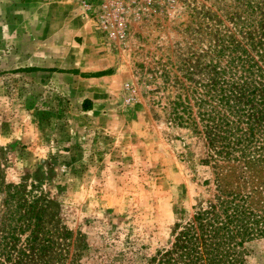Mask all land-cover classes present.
Masks as SVG:
<instances>
[{"label": "rangeland", "instance_id": "rangeland-1", "mask_svg": "<svg viewBox=\"0 0 264 264\" xmlns=\"http://www.w3.org/2000/svg\"><path fill=\"white\" fill-rule=\"evenodd\" d=\"M262 22L264 0H0V185L45 205L66 263L144 264L218 193L264 206L263 170L172 117L191 68ZM244 249L264 264V237Z\"/></svg>", "mask_w": 264, "mask_h": 264}, {"label": "trees", "instance_id": "trees-1", "mask_svg": "<svg viewBox=\"0 0 264 264\" xmlns=\"http://www.w3.org/2000/svg\"><path fill=\"white\" fill-rule=\"evenodd\" d=\"M242 38L241 45L224 39L209 50L205 65L191 68L203 70L204 79L192 82L189 95H177L172 117L202 135L211 160L264 171V30L245 31ZM18 188L0 185V264H76L66 263L65 249L45 230V205ZM206 204L176 226L168 249L144 264H247L244 245L264 237V206L254 208L247 196L232 192Z\"/></svg>", "mask_w": 264, "mask_h": 264}]
</instances>
